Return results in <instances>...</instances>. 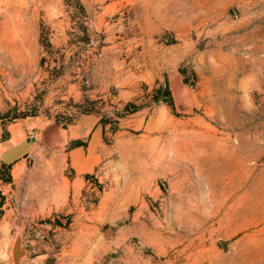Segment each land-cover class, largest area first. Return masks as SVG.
I'll use <instances>...</instances> for the list:
<instances>
[{
    "label": "rangeland",
    "instance_id": "obj_1",
    "mask_svg": "<svg viewBox=\"0 0 264 264\" xmlns=\"http://www.w3.org/2000/svg\"><path fill=\"white\" fill-rule=\"evenodd\" d=\"M4 163L0 264H264V0H0Z\"/></svg>",
    "mask_w": 264,
    "mask_h": 264
},
{
    "label": "bare ground",
    "instance_id": "obj_2",
    "mask_svg": "<svg viewBox=\"0 0 264 264\" xmlns=\"http://www.w3.org/2000/svg\"><path fill=\"white\" fill-rule=\"evenodd\" d=\"M171 120V119H170ZM164 121V120H163ZM189 122V121H188ZM180 124V123H179ZM188 124V123H187ZM186 124V125H187ZM189 125V124H188ZM195 126V125H194ZM193 127V126H192ZM195 128V127H194ZM207 132V131H206ZM73 134V133H72ZM159 134V133H158ZM162 134V133H161ZM160 135V134H159ZM189 135V134H188ZM52 136V135H51ZM165 136V135H164ZM172 136V135H171ZM177 136V135H176ZM151 137V136H150ZM175 138V137H174ZM55 139V138H54ZM148 140H150V138H148ZM166 142V141H164ZM165 144V143H164ZM173 144V143H172ZM178 144V143H177ZM183 144V143H182ZM168 145V144H167ZM54 146V145H53ZM152 154L150 155L148 161L146 162V164L143 166V172H142V180L144 178H147L148 176L153 177L154 174H157L159 171H162V168H165V170L167 171V173H172L174 171L173 166L175 165V162L172 159H169L166 157V154L162 151L159 150L157 148V144L156 142H152ZM197 146V145H196ZM184 147V145H183ZM181 149V147H178ZM191 149V148H190ZM182 150V149H181ZM224 150V149H223ZM222 150V151H223ZM174 151V150H173ZM172 151V152H173ZM185 151V150H184ZM177 152V151H175ZM62 153V152H61ZM82 153V152H81ZM209 153V152H208ZM80 155V153H79ZM83 155V154H82ZM63 156V155H62ZM76 156V155H75ZM89 156V155H88ZM180 156V155H179ZM79 164V161H78ZM89 164V163H88ZM81 165V164H80ZM86 167V166H85ZM175 168V167H174ZM205 170V169H204ZM153 175V176H152ZM224 175V174H223ZM63 180V179H62ZM145 180V179H144ZM64 181V180H63ZM66 181V180H65ZM230 182V181H228ZM56 183V182H55ZM64 183V182H63ZM66 183V182H65ZM69 183V182H68ZM63 185V184H62ZM68 185V184H67ZM64 186V185H63ZM44 188V187H43ZM75 189V188H74ZM48 194V193H47ZM54 194V193H53ZM224 194V193H223ZM36 197V196H35ZM43 197V196H42ZM76 197V196H75ZM225 197V196H224ZM68 198V197H67ZM50 203V202H49ZM62 203V202H61ZM68 204V203H67ZM175 204V203H174ZM68 206V205H67ZM57 207V206H56ZM61 208V207H60ZM39 210V209H38ZM63 210V209H62ZM196 210V209H195ZM47 211V210H46ZM182 211V210H181ZM221 212V208H218L217 210L214 211L213 213V217L216 218L218 216V214ZM50 214V213H48ZM181 216V215H180ZM188 217V216H187ZM215 220V219H214ZM220 222L218 223L219 225H222V221L219 220ZM183 222V221H182ZM204 224H207L208 227L206 228V230L203 233V237L207 236V235H211L212 233H214V231L217 229H215V223L213 224H209V219L202 222L201 221V225L203 226ZM198 226V225H197ZM217 231V230H216ZM221 231V230H220ZM156 233V232H155ZM160 234V233H159ZM156 235V234H155ZM161 235V234H160ZM144 237V236H143ZM190 237V236H189ZM202 237V236H201ZM162 238V237H161ZM159 239V238H158ZM164 239V238H163ZM162 239V240H163ZM207 239V238H205ZM204 239V240H205ZM161 241V240H160ZM203 241V240H202ZM203 243V242H202ZM186 246V245H185ZM196 247V245H195ZM164 249V248H163ZM200 249V248H198ZM189 249H184L182 250V253L187 252ZM195 250V249H194ZM209 250V249H208ZM132 251V250H131ZM165 253V252H164ZM169 253V251H168ZM129 254V253H128ZM134 254V253H133ZM137 254V253H136ZM166 254V253H165ZM181 254V253H180ZM197 254V253H196ZM164 255V254H163ZM165 256V255H164ZM197 256V255H196ZM133 257V255H132ZM162 257V256H161ZM204 257V256H203ZM138 259V258H137ZM144 259V258H143ZM144 261V260H143ZM132 264H136V262L134 261V263Z\"/></svg>",
    "mask_w": 264,
    "mask_h": 264
},
{
    "label": "water",
    "instance_id": "obj_3",
    "mask_svg": "<svg viewBox=\"0 0 264 264\" xmlns=\"http://www.w3.org/2000/svg\"><path fill=\"white\" fill-rule=\"evenodd\" d=\"M174 94L176 98L177 105L181 111H186L188 110V107L185 103L184 97L182 92L177 88L174 87ZM13 260L15 264H21L22 261L26 258L27 256V250L25 248L22 236L19 235L17 237L16 243L13 248Z\"/></svg>",
    "mask_w": 264,
    "mask_h": 264
},
{
    "label": "trees",
    "instance_id": "obj_4",
    "mask_svg": "<svg viewBox=\"0 0 264 264\" xmlns=\"http://www.w3.org/2000/svg\"><path fill=\"white\" fill-rule=\"evenodd\" d=\"M165 94L171 98V92L167 88L165 89ZM7 140V139H6ZM77 147L81 146V143L75 144ZM12 184L13 183V176H12V165L4 163L0 167V184ZM6 204L5 196L0 192V221L4 216V207Z\"/></svg>",
    "mask_w": 264,
    "mask_h": 264
},
{
    "label": "crops",
    "instance_id": "obj_5",
    "mask_svg": "<svg viewBox=\"0 0 264 264\" xmlns=\"http://www.w3.org/2000/svg\"><path fill=\"white\" fill-rule=\"evenodd\" d=\"M27 124V123H26ZM26 124H23L22 126H25ZM27 128H25V131L26 130H29L28 126L26 125ZM64 185V186H63ZM63 185H61V187L57 188V190L55 192H52V191H48V194H46V198L47 199H55L58 195L59 196H66L67 193H68V189H67V184L64 182ZM54 193V194H53ZM8 243H9V249L11 251L12 249V245H13V242L11 240H8Z\"/></svg>",
    "mask_w": 264,
    "mask_h": 264
}]
</instances>
